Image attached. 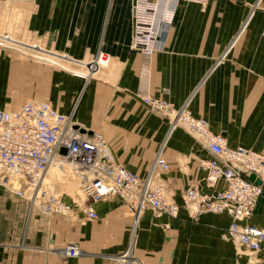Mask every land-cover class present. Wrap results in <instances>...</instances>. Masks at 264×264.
<instances>
[{"label": "crops", "instance_id": "obj_1", "mask_svg": "<svg viewBox=\"0 0 264 264\" xmlns=\"http://www.w3.org/2000/svg\"><path fill=\"white\" fill-rule=\"evenodd\" d=\"M20 1L32 39L12 32L13 7L0 11V45L12 37L9 47L27 59L0 54V107L38 98L64 113L75 108V119L101 132L114 158L141 175L161 148L170 163L163 175L180 204L194 179L205 192L216 189L202 180L206 146L138 95L142 53L130 45L132 0ZM162 41L146 91L175 108L193 94L192 113L230 146L264 151V0H184ZM99 51L108 62L96 66ZM94 207L96 218L79 206L73 215L45 214L29 209L14 186L0 184V264H122L117 255L129 244L133 213L116 196ZM231 220L224 212L193 218L184 206L177 217L147 209L134 253L143 264H264V249L253 252L222 236ZM248 221L264 227V190ZM71 241L80 255L59 251Z\"/></svg>", "mask_w": 264, "mask_h": 264}, {"label": "built area", "instance_id": "obj_2", "mask_svg": "<svg viewBox=\"0 0 264 264\" xmlns=\"http://www.w3.org/2000/svg\"><path fill=\"white\" fill-rule=\"evenodd\" d=\"M182 1L132 0L130 45L142 53V86L138 95L149 109L172 116V128L183 125L206 146L210 155L202 159L201 166L206 170L202 180L206 185L216 187L213 192L203 191L201 179H194L183 189V203L180 204L172 196L163 175L170 163L161 148L147 173L141 175L114 158L101 132L90 131L75 119V108L64 113L49 101L38 98H30L13 109L0 107V181L14 178L18 182L15 190L19 194L28 191L32 204L38 205L46 214L73 215L75 206L80 205L87 216L96 218V201L119 197L134 217L129 244L117 255L122 264H143L134 253V238L139 219L147 209L156 216L167 214L172 217L179 215L182 206L193 218L206 212L227 213L232 220L222 232L224 238H235L253 252L264 249V227L248 221L264 190V151L243 145L230 146L223 133L211 129L207 119L192 113L189 105L193 94L181 107L175 108L168 99L152 95L144 88L153 56L162 49V37L174 22ZM95 61L96 66L103 65L108 62V55L99 51ZM55 161L61 166L67 164L83 175L82 201L76 198L67 201L43 182L48 167ZM251 173L256 175L253 180L249 178ZM256 178H260L261 183L256 182ZM221 182L222 186L217 187ZM59 251L65 256H78L82 249L77 242L71 241Z\"/></svg>", "mask_w": 264, "mask_h": 264}, {"label": "rangeland", "instance_id": "obj_3", "mask_svg": "<svg viewBox=\"0 0 264 264\" xmlns=\"http://www.w3.org/2000/svg\"><path fill=\"white\" fill-rule=\"evenodd\" d=\"M10 4L8 2H0V11L1 10L4 11L8 7L9 8L13 7L11 9L15 10V16L16 17H14L13 20H11V27H12L11 30H12V32L13 33L17 32L20 35L22 33V34H24V36H27L29 39H32L31 36L25 30V28H26V20L25 19H26V12L27 11L22 9V6H24V4L20 0L14 1L12 3L13 5L12 4L10 5ZM3 43H5L4 46L0 45V54H1V56H3V57H10L11 55H16V57L20 56V54L17 51H14V50H12L9 47L10 45L14 44L12 37L4 39ZM20 58H23V60H27V59H25L22 56H20ZM200 162L202 163V160H200ZM82 180H83V177H81L80 175H78V174H76V173H74L72 171H67V169H63V168H60V167L51 169L43 177V182L46 183L47 186L51 187V191L54 194H57V195L58 194H62L64 196V199L67 200V201H69V199L70 200H75V198L77 196L78 197H83L84 196V193L81 190ZM197 180H200V179H197ZM0 184L3 185V186L9 187V189L13 186L11 183H8L6 185V184L2 183L1 181H0ZM26 193H22V194H19V195L27 200L28 205H29V209L31 207H33L35 209H38L40 212H43L40 209V207H38V205H33L32 204L30 196H27ZM29 195H30V193H29ZM79 207H83V206L79 205Z\"/></svg>", "mask_w": 264, "mask_h": 264}, {"label": "bare ground", "instance_id": "obj_4", "mask_svg": "<svg viewBox=\"0 0 264 264\" xmlns=\"http://www.w3.org/2000/svg\"><path fill=\"white\" fill-rule=\"evenodd\" d=\"M10 4V3H9ZM12 4V3H11ZM177 126V125H176ZM63 168V169H67V171H72V172H74V173H76V174H78V175H80L81 177H83V175L81 174V173H79V172H75V171H73L67 164H65V165H62L61 166V164H59L57 161H55V162H53L49 167H48V169H47V171H46V173L45 174H47L51 169H53V168ZM12 183L13 184V186L15 187V188H18V182H16L15 181V179L14 178H9V179H4L3 180V182L2 183ZM47 186V185H46ZM50 189H51V187L50 186H48ZM80 190V189H79ZM17 193H18V191H17ZM19 194V193H18ZM26 195L27 196H30L29 195V193L27 192L26 193ZM78 195V194H77ZM83 195V194H82ZM32 198V197H31ZM84 198V196L83 197H76V199L78 200V201H82V199ZM33 199V198H32Z\"/></svg>", "mask_w": 264, "mask_h": 264}, {"label": "water", "instance_id": "obj_5", "mask_svg": "<svg viewBox=\"0 0 264 264\" xmlns=\"http://www.w3.org/2000/svg\"><path fill=\"white\" fill-rule=\"evenodd\" d=\"M134 2H135V0H134ZM82 129L85 130V128H82ZM255 177H256L255 173H251L249 175V178L252 179V180L255 179ZM256 182L261 183V179L260 178H256Z\"/></svg>", "mask_w": 264, "mask_h": 264}]
</instances>
